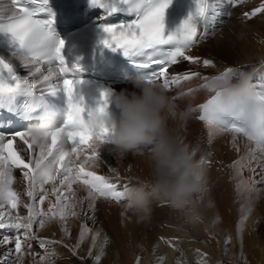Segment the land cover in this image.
Masks as SVG:
<instances>
[{
  "label": "snow or ice",
  "instance_id": "obj_1",
  "mask_svg": "<svg viewBox=\"0 0 264 264\" xmlns=\"http://www.w3.org/2000/svg\"><path fill=\"white\" fill-rule=\"evenodd\" d=\"M11 2L14 10L4 21H0V34L6 36L12 46L10 56L20 60L22 66L29 69L30 77L36 78L39 73L42 76L41 83L48 84L55 78L57 84L47 93L41 90L37 96L36 80L20 76L14 64L5 56H0V109L19 113L27 122L36 121V124L44 113L58 112L61 117L59 126L43 145L31 139L28 131L30 126L27 130H0V229L14 230V239L4 242L14 244L12 254L20 259L19 254L28 239L36 240L41 248H46L48 244L33 233L34 224L38 223L43 228L52 219L58 218L63 222L68 216L77 215L75 206L65 203L73 196L74 184L81 183L87 188L90 202L99 197L119 202L127 197V187L123 192L117 191V185L108 178L85 168V165H95L100 159L101 151L94 148L93 142L97 139L103 142L109 130L103 128L96 131L89 126L92 108L87 105L81 91L85 83L81 76L82 69L79 64L69 66L64 55L65 41L55 32L52 9H33L25 6L21 0ZM90 3L93 7L104 9L109 16L118 12L134 16L130 22L125 23L102 22L105 33L102 43L113 52L122 50L123 55L150 83H159L168 89L200 75L193 72L172 74L170 69L181 61L199 62L198 58L186 53L198 42L200 26L207 24L211 18L206 0H196L195 12L172 32H166L165 24L166 11L172 0H90ZM40 12L47 13L49 18H36ZM260 12H264V6L257 8L251 15ZM245 16L249 14L245 13ZM45 63L51 65L46 75L43 71ZM203 64L211 66L212 61L204 60ZM153 65L157 67L153 69ZM70 73L72 78H69ZM240 73L239 69L228 68L213 78L212 82L238 77ZM204 87H209V84L205 83ZM261 88L264 89V85ZM111 93L109 89L101 90L97 102L100 112L103 113L109 107ZM61 95L66 98L63 109L52 103L53 98ZM175 99L177 97H173ZM199 107L203 112L199 119L207 123L210 135L216 131L232 132L234 137L242 135L249 142H255L257 149L264 153V90L260 93L251 91L233 95L227 103L223 101L221 92H215L212 99ZM9 136L10 139L7 138ZM17 138L22 141L19 147ZM81 145L90 148L91 155H87ZM81 155H85V159L76 164L73 157L79 160ZM206 163V158L201 160L202 166ZM237 166L242 165L237 162ZM14 169L23 170V177L28 182L26 195L33 202L38 200L39 205H43L48 196L45 185H53L51 193L56 195V202L48 212L38 208L36 203L24 205L28 209L27 216L6 212V205L17 210L21 203L20 195L12 188ZM261 169V183H264V165H261ZM57 180L59 186L56 185ZM63 189H67L68 195L62 199ZM20 230H23V239ZM88 231L85 226L81 239ZM103 254L101 249L100 254L94 258L95 264H100Z\"/></svg>",
  "mask_w": 264,
  "mask_h": 264
},
{
  "label": "bare ground",
  "instance_id": "obj_2",
  "mask_svg": "<svg viewBox=\"0 0 264 264\" xmlns=\"http://www.w3.org/2000/svg\"><path fill=\"white\" fill-rule=\"evenodd\" d=\"M211 2L214 4L215 10L220 11L219 0H211ZM250 3L244 2L239 7H234L229 10L226 9L223 12L225 16H218L212 20V22H215L218 27L215 30L210 31V38L196 46L194 51L190 53V56H195V54H198L200 57V59H198L199 62L195 63L197 67H199L201 62L206 58H209V60L212 61V65L208 66L204 70L202 76H198L199 80L196 81L199 82L206 80L205 78L217 77L226 72L228 68L239 69L241 72H252L254 76L264 78V36L261 37L259 35L261 39L263 38L261 41L260 37L257 35V33L260 31L262 32L261 29L257 28V26L260 27L261 20L256 19L251 20L250 22H244V20L248 18V16H245V13L249 12L248 7ZM252 9L254 11L255 8ZM12 11L13 9L7 0H0V15L7 16ZM212 49L213 52L211 51ZM11 59L19 66L21 72L23 73V77L35 79L37 83L42 80V76H40L39 73L36 74V78L30 77L29 69L24 68L20 60L16 58ZM183 65H185L186 68H183ZM187 67L192 68L187 66V61H185L174 68L173 72H191ZM48 68L49 67L47 66L43 67L45 75L47 74ZM236 78L237 77H232L231 79L235 80ZM193 84L194 83L187 81L183 83V85L177 91H167L169 96L176 95V97H179L174 101L176 105L175 110L177 112V116L169 119V128L175 136L181 139L194 151L196 159L201 160V158H207V161L210 163V168L208 169L206 165H203L205 170V180L204 190L199 197L198 222L195 225L185 224L182 218L179 217L180 219L175 222L178 226L165 224L163 226L169 232L178 230L186 231L185 235L187 237L191 236L190 238L193 239L194 244H197L199 240L209 241L211 240V236L214 237V239L220 242V244L219 248L216 249L218 250V253L210 264H264V255H259V257L254 256L253 258L252 256L254 253L250 254L252 248L255 251V247H259L260 245L254 244L252 242V235L249 237L250 233L248 234L246 230L247 227L245 228V224H242L241 221L238 220L239 215L242 217L244 215L243 218L246 219L245 222L247 226L249 228L251 227L254 231L256 228V223L251 225V221L255 216L256 210H252L249 205L238 203L237 209L235 211V207H233L234 204L232 205L230 203V200L233 196L232 183L229 177L231 176V172L225 168L224 164L226 163L223 159V148L226 147L234 153L233 158L228 161V164H230L233 169H241V166H237V162L244 164V161L241 157L246 158L248 155L253 157L255 153H263L253 144L248 143L241 138L234 137L229 132L216 131L214 135H210V137L205 138L204 132L206 131H204V129L206 127L210 131L209 126L197 120L196 113L192 110L196 108L197 104L202 102L213 90L211 87L208 92H206L207 94L201 98L199 97V100H196L197 95L201 91L197 90L199 91L197 92L196 89L194 91L191 89L190 92L187 91V89L191 88L192 86H197V84ZM130 87L131 85H127L124 86L123 89ZM181 94L184 95L182 96ZM181 113H187L188 116H181ZM189 116L191 117L192 121L188 120ZM222 136H228V139L232 140L230 144H233V140L235 139L234 146L232 147L228 143V139L224 140ZM214 137H218L220 139H213ZM238 146H240V151L237 154L236 150ZM248 147H250L252 151L247 153L245 151ZM146 150L147 149H145L142 154L128 153L124 156H119L104 150L101 151L100 159L97 160L95 165L85 166H87L96 174L108 177L111 182H120V184L127 183L126 187L129 188L133 186L131 181L137 185L141 181L147 180L149 178L150 166L148 154L145 153ZM84 159V155H81L80 159L74 160V162L82 163ZM247 165L248 163H245L244 167ZM13 176L14 183L12 184V188L20 195L21 203L17 210H12L9 207L5 209L6 212H11L13 215H16L18 212V214L21 216V210L22 208H25L24 205L26 203L32 204L35 202H33L28 196H26L25 199V185H23L22 181L26 179L20 175L17 169H14ZM56 185L59 186L58 180L56 181ZM52 187V184L45 185V189L48 191V196L44 201V204L40 205L41 209L44 211L49 205L48 202L50 204H54L56 202L53 199L51 201L49 195ZM63 193V196L68 195L66 190H63ZM51 196L53 197V194H51ZM75 199L79 201L81 200L78 203V207ZM232 199L234 200V197ZM70 202L76 207L75 210L77 212L81 213V211H83L84 214L86 213L85 217H87V221L92 224L95 222V220H98L111 225L114 217H126L125 215H130L133 217L135 215L129 209V207L116 204L110 200L97 198L90 202L88 200L87 188L80 183L73 185V196L70 199ZM25 211L26 208L24 209L23 216H26ZM88 214L93 215L88 216ZM47 223L49 224V221ZM68 227L52 224L45 228L42 232L38 234L35 233L39 239L45 240L48 243L53 240H49L45 236H49L54 240L57 238L59 239L60 236H64L66 239V244L62 246H59L60 244L55 245L59 248V251H57L56 255L55 253H51L54 251L52 248H48V244L46 248H41L36 240H32L35 242L37 248L40 249L39 251L45 252L48 260L55 258L56 263L58 264H81L82 260H85V262L88 264H95L94 258H92L94 254L86 255V253L83 252L80 247L74 245V241L72 240L73 237L70 236L69 231L67 230ZM65 229L67 231H65ZM2 232L9 233L10 231L9 229H0V236L3 234ZM11 240V237L10 239H7V241ZM134 240L138 239L126 234L124 235L123 239H119L118 242L123 245L127 242H130V247L127 248V254H125L126 256L119 259V262H121L120 264H207L204 263L206 261H198L195 259V257L189 256V252L186 248H179L178 255L173 260H171L170 250H168L165 256L159 255L158 252L163 248V243L165 241L168 243L173 242L175 244H180L182 242L181 237L177 234L171 235L170 233H154L148 240H140L138 242L136 241V243L133 242ZM194 244L189 243V250H194L193 246L196 247ZM3 245L6 247L5 249L0 250V254L4 256L11 254L12 256V249L10 247L11 243L3 242ZM48 250L49 253H47ZM250 255L251 257H249ZM4 256L2 259L5 262L7 258ZM0 263L3 262L0 261ZM33 264L41 263L34 262ZM115 264H117V262H115Z\"/></svg>",
  "mask_w": 264,
  "mask_h": 264
},
{
  "label": "clouds",
  "instance_id": "obj_3",
  "mask_svg": "<svg viewBox=\"0 0 264 264\" xmlns=\"http://www.w3.org/2000/svg\"><path fill=\"white\" fill-rule=\"evenodd\" d=\"M252 72H241L235 79L214 81L212 90L222 93L227 103L233 95L251 92ZM130 88L112 91L109 107L102 113L92 107L89 126L103 128L109 134L94 148L124 156L148 150L150 174L147 180L127 188L129 209L141 221L150 218L153 201H163L185 224L199 220V197L204 190L205 170L194 151L169 128V119L177 116L176 105L167 88L150 83L139 74L128 78ZM181 116L187 113H181ZM58 112L44 113L40 122L29 127L31 139L38 145L47 143L60 120Z\"/></svg>",
  "mask_w": 264,
  "mask_h": 264
},
{
  "label": "rangeland",
  "instance_id": "obj_4",
  "mask_svg": "<svg viewBox=\"0 0 264 264\" xmlns=\"http://www.w3.org/2000/svg\"><path fill=\"white\" fill-rule=\"evenodd\" d=\"M246 2H251L249 4V9H248V14L250 16H248L247 19L244 20V22H250L251 20H256L259 19L261 20V24L260 27L257 26V28L261 29L262 32L260 31L259 33H257V35L263 37L264 36V25L262 21H264V12H260V13H256V15L252 16L251 13L255 12V10L257 8H260L262 6H264V0H247ZM251 7V8H250ZM252 8H255L254 11ZM252 9V10H251ZM253 11V12H252ZM259 15V16H258ZM259 36V37H260ZM260 37V39H261ZM264 38V37H263ZM263 38L261 39V41L263 40ZM207 44V43H206ZM213 52V49L211 50ZM194 58H198L200 59V57L198 56V54H195V56H192ZM206 58V57H205ZM205 60H209V58H206ZM190 64V65H189ZM192 64V66H191ZM195 63H191L189 61H187V66L192 67V68H188L191 72H194L195 70H200L199 74L200 76H202V74L204 73V70L208 67L205 66L203 64V61L201 62L200 66L197 67V65H194ZM202 65V66H201ZM204 65V66H203ZM197 67V68H196ZM183 68H186L185 65H183ZM194 70V71H192ZM211 78H207L206 80L203 81H196L199 80L198 77H194L192 80H190L191 83H194L193 85L197 84L199 85V83H203L206 81H211ZM210 79V80H209ZM196 81V82H195ZM198 82V83H197ZM209 87L205 88L203 86H201V88H196L195 86H192L191 89H193V91L196 89L201 91L198 95H197V99L199 100L201 97H203L205 94H207L206 92H208V90L211 88V83H208ZM197 91V92H199ZM172 99L173 97H176V95H171L170 96ZM200 97V98H199ZM179 97H177L178 99ZM175 99V100H177ZM173 100V101H175ZM196 106V105H195ZM188 116V115H186ZM188 120L192 121L191 117H188ZM204 131L208 132H204V136L205 138L210 137V131L205 127ZM222 138L224 140L228 139V136H222ZM213 139H220L218 137H214ZM232 142L231 139H228V143L230 144ZM214 143V142H212ZM227 143V144H228ZM232 147L234 146L233 144H230ZM248 147L247 150L245 152H251L252 149ZM237 154L240 151V146H238L237 148ZM223 152H224V156L223 159L225 161L226 164L225 168L230 172H231V176L230 180L232 183V193L234 197V200L231 198L230 203L233 205V207H235V211L237 209L238 203H243L245 205H249V207L252 208V210H256L255 216L252 218L251 221V225H254L255 223V230L253 231L252 228L248 227L245 220L241 215H239L238 220L239 221H243L242 224H245V228L249 234V237L251 236L252 238V242L254 244H259L260 246H256L255 247V251L252 248V251L250 254L254 253V255L252 256L254 258V256L259 257V255H264V183H261V165H264V154H258L255 153L254 156H250L248 155L246 158L242 159L244 161V164L248 163L247 166L244 167V164H241V169H233L232 166L230 164H228L232 158L234 153L230 150L227 149L226 147L223 148ZM146 154H148V151H145ZM259 157V158H258ZM203 158H201L202 160ZM205 159V157H204ZM207 159V158H206ZM200 160V161H201ZM207 166V168H210V163H206L205 164ZM89 166V165H88ZM251 167V168H250ZM23 185H25V199H26V192L28 189V185L26 180H23ZM254 182V183H253ZM132 185L134 186L135 183L133 181H131ZM66 190V193H68L67 189H63ZM62 190V191H63ZM73 190V189H72ZM51 192H50V198L51 201L52 199L54 201H56V195H53V197L51 196ZM57 195H60L57 194ZM64 195V193H63ZM64 196H62L63 199ZM76 200L77 203V207H78V203L81 201ZM38 206V208H41V206L38 204V200L35 202ZM65 203H70V200L65 201ZM27 204V203H26ZM48 206L46 208V210L44 212H48L49 208L51 207L52 204H50L48 202ZM73 205V204H72ZM154 207V208H153ZM5 208H8V206L6 205ZM151 208V212H150V218L146 221H141L138 219V217L136 215H134L133 217H131L130 215H125L124 216H117L114 217L111 225L105 222H100L98 220H95V222L92 224L89 221H87V217H85L86 213L84 214L83 211L77 212L74 208L75 212L77 213L76 216H68L66 221H60L58 218L56 219H52L49 221V224L47 223L43 228L39 227V224H34L33 225V232L34 233H40L42 232L45 228H47L49 225L55 224V225H62L63 227H68V231L71 237H73V241H74V245L77 247H80L82 249L83 252L86 253V255H89V253L94 254V256H92V258H95V256L99 255L101 252V249H103V256L101 257V261L100 264H104V263H108V264H115V262H119L120 258L125 257L127 254V248L130 247V242L125 243L124 245L121 244L119 241V239H123L124 235H130L131 237L138 239V240H134L133 242L136 243V241H140V240H148L152 234L154 233H170L172 234H177L178 236L181 237L182 242L180 244H175L173 242L168 243L167 241H165L163 243V248L158 252L159 255L161 256H165L168 252V250H170L171 253V260H173L174 258H176V256L178 255L179 252V248H186L189 252V256L191 257H195V259H197L198 261H206L204 263L210 264L216 257L217 253H218V249L219 248V244L220 242H218L216 239H214V237L211 236V240H199L197 244H194L193 239H191L189 237H187L185 235L186 231H174V232H169L164 228V224L165 225H174V226H178L175 222L177 220H179V216L178 214L171 209L167 203L163 202V201H153L150 205ZM24 209L22 208L21 210V216H23L24 213ZM6 210V209H5ZM27 211L28 209L26 208L25 211V215L27 216ZM205 213V212H203ZM93 215V214H88V216ZM156 215V216H155ZM242 217V218H241ZM241 218V219H240ZM254 222V223H253ZM77 226V227H76ZM85 226H87V228L89 229V231L84 235L83 239H81V233L84 230ZM236 226V225H235ZM234 226V227H235ZM78 228V229H75ZM118 231V232H117ZM125 233H124V232ZM127 232V233H126ZM254 232V233H253ZM97 233H99V236L97 237ZM254 235H253V234ZM38 237V236H37ZM47 239L49 240H53L50 241L48 243V248H52L54 252H51L52 254L55 253V255L57 254V251H59V248L56 247L55 245H65L66 244V239L63 237H59V239H52L49 236H45ZM7 239H10L7 238ZM6 239V240H7ZM70 239V238H68ZM258 239V240H257ZM4 237L1 235L0 236V250L5 249L4 245H3V241ZM5 240V241H6ZM32 240V239H30ZM59 240V241H58ZM3 241V242H2ZM58 242V244H57ZM204 242V243H201ZM189 243L190 244H194L196 247L193 246L194 250H189ZM51 244V245H50ZM12 249V246H10ZM47 248V249H48ZM257 248V250H256ZM120 254H119V253ZM122 252V253H121ZM49 253V250L48 252ZM20 255V259H17L16 257H12L14 255L11 256V254L9 255H2L0 254V261H2L3 263L0 264H33L34 262L37 263H41V260L43 261V264H49V261H51V264H58L56 263V259L52 258L51 260L47 259V256L45 255V252L40 251V253L38 252L37 254L34 255H27L26 253H21ZM122 257H121V256ZM6 257L7 260H5V262L3 261L2 257ZM12 257V258H9ZM56 257V256H55ZM251 257V255L249 256ZM264 259V258H263ZM95 261V260H94ZM86 263L85 260H82L81 264ZM121 262H119L120 264ZM75 264V263H74ZM79 264V263H76ZM88 264V263H86Z\"/></svg>",
  "mask_w": 264,
  "mask_h": 264
}]
</instances>
